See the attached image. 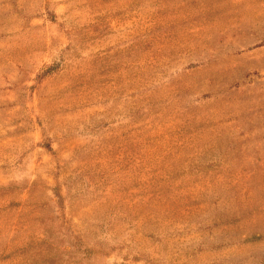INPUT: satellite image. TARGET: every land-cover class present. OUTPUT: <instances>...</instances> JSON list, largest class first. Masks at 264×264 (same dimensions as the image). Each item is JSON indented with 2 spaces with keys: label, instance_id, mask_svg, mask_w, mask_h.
Segmentation results:
<instances>
[{
  "label": "rangeland",
  "instance_id": "obj_1",
  "mask_svg": "<svg viewBox=\"0 0 264 264\" xmlns=\"http://www.w3.org/2000/svg\"><path fill=\"white\" fill-rule=\"evenodd\" d=\"M0 264H264V0H0Z\"/></svg>",
  "mask_w": 264,
  "mask_h": 264
}]
</instances>
